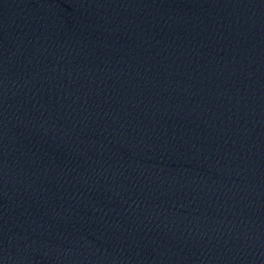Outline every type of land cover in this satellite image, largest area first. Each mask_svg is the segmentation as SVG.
<instances>
[{
  "label": "water",
  "instance_id": "95a60500",
  "mask_svg": "<svg viewBox=\"0 0 264 264\" xmlns=\"http://www.w3.org/2000/svg\"><path fill=\"white\" fill-rule=\"evenodd\" d=\"M0 264H264V0H0Z\"/></svg>",
  "mask_w": 264,
  "mask_h": 264
}]
</instances>
